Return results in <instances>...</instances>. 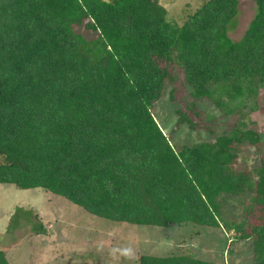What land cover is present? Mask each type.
Listing matches in <instances>:
<instances>
[{"label":"trees","instance_id":"trees-1","mask_svg":"<svg viewBox=\"0 0 264 264\" xmlns=\"http://www.w3.org/2000/svg\"><path fill=\"white\" fill-rule=\"evenodd\" d=\"M238 1L204 0L178 25L158 0H0V184L40 188L116 223L221 221L250 241L251 264H264V155L253 169L234 166L237 148L260 140L244 108L257 110L264 88V0H252L233 41ZM170 67L189 95L174 126L194 127L189 112L199 116L203 100L236 124L171 146L152 114ZM242 196L243 219L225 222L223 200ZM0 264H9L2 250ZM136 264L219 263L187 252L141 254Z\"/></svg>","mask_w":264,"mask_h":264},{"label":"rangeland","instance_id":"rangeland-1","mask_svg":"<svg viewBox=\"0 0 264 264\" xmlns=\"http://www.w3.org/2000/svg\"><path fill=\"white\" fill-rule=\"evenodd\" d=\"M167 12L169 21L183 23L204 0H158ZM236 25L227 35L237 41L246 30L254 14L252 0L238 1ZM86 37L95 33L79 28ZM175 75L165 84L161 99L152 108V114L171 146H182L212 141L229 131L236 124V117L223 115L209 101L198 103L199 116H189L196 125L174 126L175 109L186 111L189 99L188 87L176 68H169ZM170 89H173L169 100ZM257 110L244 108V123L259 133L257 147L244 144L237 149L234 166L237 169L257 167L264 155V88L258 91ZM187 112V111H186ZM245 197L223 200L222 219L240 222L244 215ZM64 198L52 195L40 188L18 189L12 184H0V250L9 264H136L138 256L169 255L194 252L198 258L219 264H251L250 241H237L235 232L219 226L195 227L171 225L169 229L116 223L81 211ZM44 233H32L36 221ZM30 220V221H29ZM17 227V228H15ZM15 228V229H14Z\"/></svg>","mask_w":264,"mask_h":264}]
</instances>
